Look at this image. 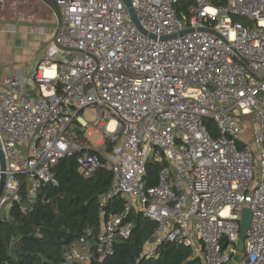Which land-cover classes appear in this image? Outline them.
Segmentation results:
<instances>
[{
  "label": "built area",
  "instance_id": "1",
  "mask_svg": "<svg viewBox=\"0 0 264 264\" xmlns=\"http://www.w3.org/2000/svg\"><path fill=\"white\" fill-rule=\"evenodd\" d=\"M180 1L132 0L144 34L122 0H56L62 24L42 60L0 86V214L14 204L27 213L43 185H58L53 167L75 153L87 177L110 170L108 197L126 200L98 236L86 230L71 245L64 264L113 254L132 233L133 209L158 224L145 254L176 242L203 264H230L242 254L245 207L252 221L238 264H264V0H184L181 17ZM86 109L98 114L102 149L68 137L76 122L89 126ZM150 158L164 165L147 187ZM2 174L0 161V182Z\"/></svg>",
  "mask_w": 264,
  "mask_h": 264
},
{
  "label": "trees",
  "instance_id": "2",
  "mask_svg": "<svg viewBox=\"0 0 264 264\" xmlns=\"http://www.w3.org/2000/svg\"><path fill=\"white\" fill-rule=\"evenodd\" d=\"M187 5L184 0L177 3L180 17ZM206 122L211 126L210 120ZM75 134L78 142L91 144L79 129ZM104 145L112 146L109 141ZM92 153L99 154L96 150ZM163 165L153 158L148 160L144 177L147 187L158 183ZM52 170L58 185H43L27 213L14 204L6 215L0 214V264H64L66 252L86 230L96 237L109 216L124 212L125 199L108 197L113 173L107 168H98L87 177L76 159L65 157ZM126 220L133 224L132 233L129 238L116 240L113 254L104 258L94 254L90 261L75 264H203L191 247L176 242L160 244L153 256L145 254L157 222L138 209H133Z\"/></svg>",
  "mask_w": 264,
  "mask_h": 264
},
{
  "label": "crops",
  "instance_id": "3",
  "mask_svg": "<svg viewBox=\"0 0 264 264\" xmlns=\"http://www.w3.org/2000/svg\"><path fill=\"white\" fill-rule=\"evenodd\" d=\"M12 26H17L16 32L9 29ZM57 28L51 8L42 0H0V86L6 77L17 72L25 75L33 72ZM28 95L35 96L37 92ZM78 125L76 122V129ZM98 144L102 145L101 138Z\"/></svg>",
  "mask_w": 264,
  "mask_h": 264
},
{
  "label": "water",
  "instance_id": "4",
  "mask_svg": "<svg viewBox=\"0 0 264 264\" xmlns=\"http://www.w3.org/2000/svg\"><path fill=\"white\" fill-rule=\"evenodd\" d=\"M45 4H47L52 12H53V16L54 18L57 20L58 22V28L61 26L62 24V14H61V9L60 7L58 6V4L56 3V0H42ZM125 5L128 7L129 9V12H130V15L133 19V22L134 24L136 25V27L144 34H148L144 29L143 27L141 26L140 24V21L137 17V13H136V10L135 8L133 7V4H132V0H122ZM193 30L192 29H187L183 32L180 33V35H185V34H188L190 32H192ZM176 35H172V36H168V37H163L162 39H171V38H174ZM150 37L152 38H155L154 35H151L150 34ZM83 134L85 133L84 130H80ZM78 154L75 153L73 155H71L69 157V159L71 161H75L76 159V156ZM0 161H1V168L3 170V174H2V178H1V182H0V197L4 191V187H5V180H6V160H5V157H4V154H3V151L1 149V142H0ZM251 221H252V211L250 208L248 207H245L243 210H242V218H241V221H240V240L241 241H245L246 239V235H247V232L249 231L250 229V225H251Z\"/></svg>",
  "mask_w": 264,
  "mask_h": 264
},
{
  "label": "rangeland",
  "instance_id": "5",
  "mask_svg": "<svg viewBox=\"0 0 264 264\" xmlns=\"http://www.w3.org/2000/svg\"><path fill=\"white\" fill-rule=\"evenodd\" d=\"M9 4H14L13 2L9 3ZM240 20L238 21H244V19L239 18ZM26 76H30V74H26ZM82 116L83 118L89 123V126H87L86 128H84L83 130L86 132V136L90 139V141H92L93 146H95V149H102L103 145H96V143L100 140L101 135L98 131H94L92 132L98 125V114L94 113L92 110L90 109H86L82 112ZM115 118V116H111L110 119ZM105 122H108L109 119H105ZM211 123V122H210ZM75 125V124H74ZM110 126H113V123H111ZM212 126V125H211ZM75 126H72L69 131H68V137H72L74 138V140H76V134H75V130H74ZM90 132H92L91 134H89ZM247 141L249 142V144L254 145V139L251 135H247ZM101 144V143H100ZM6 215V212H2L1 216ZM238 251L239 253L244 254V241H241L239 246H238ZM233 264H238L237 258L233 259Z\"/></svg>",
  "mask_w": 264,
  "mask_h": 264
},
{
  "label": "bare ground",
  "instance_id": "6",
  "mask_svg": "<svg viewBox=\"0 0 264 264\" xmlns=\"http://www.w3.org/2000/svg\"><path fill=\"white\" fill-rule=\"evenodd\" d=\"M113 123V122H112ZM111 125V124H110ZM113 125H114V123H113ZM113 126H110V128H112Z\"/></svg>",
  "mask_w": 264,
  "mask_h": 264
}]
</instances>
